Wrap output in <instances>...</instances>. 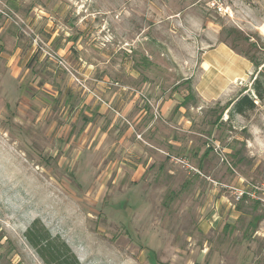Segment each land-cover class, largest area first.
Here are the masks:
<instances>
[{
	"label": "rangeland",
	"instance_id": "374dc122",
	"mask_svg": "<svg viewBox=\"0 0 264 264\" xmlns=\"http://www.w3.org/2000/svg\"><path fill=\"white\" fill-rule=\"evenodd\" d=\"M232 29L264 0H0V264H44L35 220L79 264H264V103L221 112L262 76L203 66Z\"/></svg>",
	"mask_w": 264,
	"mask_h": 264
},
{
	"label": "trees",
	"instance_id": "16d2710c",
	"mask_svg": "<svg viewBox=\"0 0 264 264\" xmlns=\"http://www.w3.org/2000/svg\"><path fill=\"white\" fill-rule=\"evenodd\" d=\"M228 35L233 36L231 43L226 40H220L219 43L226 45L236 55L246 59L257 75L261 73L262 76V79L257 76L254 78L249 93H240L239 98L234 102L227 103L221 108L222 112L232 105L228 113L243 116L254 110L257 103H264V55H258L264 52V41L259 44L260 39L253 40L235 29L230 30ZM188 99L185 97L178 106L183 107ZM219 120L220 116L215 122ZM24 238L44 264H79L70 248L59 237H52L38 220L33 221L25 230Z\"/></svg>",
	"mask_w": 264,
	"mask_h": 264
},
{
	"label": "crops",
	"instance_id": "0c3cea01",
	"mask_svg": "<svg viewBox=\"0 0 264 264\" xmlns=\"http://www.w3.org/2000/svg\"><path fill=\"white\" fill-rule=\"evenodd\" d=\"M219 45L220 46L218 47V49L216 50V52L213 53L212 56H209L207 58V60L204 62V64H203L204 67L207 65V67H209L215 73L214 74V81L216 83H218V84H220L219 82H224L228 78V75L227 74L220 73V70H219L224 65V63H225L223 60H221L222 55L226 54L227 57L230 58V59H237V61H238V68L239 69H240V61L241 62L243 61V62L247 63L245 60H243L239 56L235 55L234 53H230L229 51H231V50L226 45H224V44H219ZM238 77H236V78H238ZM230 81H232V80L229 79L227 82H230ZM227 82H225V83H227ZM172 112L170 113L171 115H172ZM142 113L143 112L140 111V114H142ZM140 114H138V116ZM145 114L146 113H144V115Z\"/></svg>",
	"mask_w": 264,
	"mask_h": 264
},
{
	"label": "bare ground",
	"instance_id": "6f19581e",
	"mask_svg": "<svg viewBox=\"0 0 264 264\" xmlns=\"http://www.w3.org/2000/svg\"><path fill=\"white\" fill-rule=\"evenodd\" d=\"M205 67H207V65ZM226 72L229 77H232L233 80L238 76L240 77V71L237 69V66L234 64V62H230L229 65L226 66Z\"/></svg>",
	"mask_w": 264,
	"mask_h": 264
}]
</instances>
